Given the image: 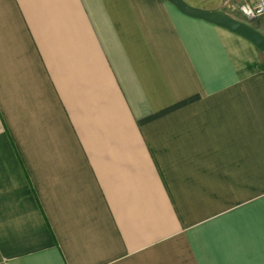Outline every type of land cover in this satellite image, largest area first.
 I'll return each mask as SVG.
<instances>
[{"label":"crops","instance_id":"obj_1","mask_svg":"<svg viewBox=\"0 0 264 264\" xmlns=\"http://www.w3.org/2000/svg\"><path fill=\"white\" fill-rule=\"evenodd\" d=\"M263 64L169 0H0V264H264Z\"/></svg>","mask_w":264,"mask_h":264},{"label":"water","instance_id":"obj_2","mask_svg":"<svg viewBox=\"0 0 264 264\" xmlns=\"http://www.w3.org/2000/svg\"><path fill=\"white\" fill-rule=\"evenodd\" d=\"M184 13L228 28L254 43L264 52V33L251 24L219 10H205L189 6L183 0H169Z\"/></svg>","mask_w":264,"mask_h":264},{"label":"rangeland","instance_id":"obj_3","mask_svg":"<svg viewBox=\"0 0 264 264\" xmlns=\"http://www.w3.org/2000/svg\"><path fill=\"white\" fill-rule=\"evenodd\" d=\"M249 3L250 0H226L224 5L225 10L219 9V11H223L237 19L245 21L264 33V20H259L260 18H256V19L247 18V15L244 13L243 7L248 5ZM262 66H264V64Z\"/></svg>","mask_w":264,"mask_h":264},{"label":"built area","instance_id":"obj_4","mask_svg":"<svg viewBox=\"0 0 264 264\" xmlns=\"http://www.w3.org/2000/svg\"><path fill=\"white\" fill-rule=\"evenodd\" d=\"M247 18H264V0H250V3L243 7Z\"/></svg>","mask_w":264,"mask_h":264}]
</instances>
